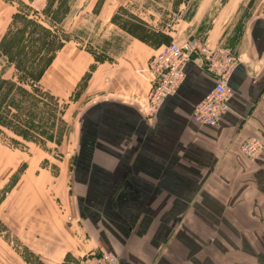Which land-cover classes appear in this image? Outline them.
Returning a JSON list of instances; mask_svg holds the SVG:
<instances>
[{"label":"crops","instance_id":"crops-1","mask_svg":"<svg viewBox=\"0 0 264 264\" xmlns=\"http://www.w3.org/2000/svg\"><path fill=\"white\" fill-rule=\"evenodd\" d=\"M250 27L243 47H217L241 60L226 83L228 110L214 127L191 120L192 108L214 83L202 56L190 58L174 94L148 117L147 63L165 43L128 32L120 55L95 61L82 48L72 49L69 68L62 44L40 77L49 94L63 95L48 76L63 78L70 89L92 66L80 98L106 96L80 113L70 182L57 189L53 220L42 218L47 233L33 236L42 251L27 248L39 264H74L98 246L118 264H264V156L250 162L240 153L247 137L264 132V18ZM20 185L0 202L3 210ZM52 222L50 244L43 240L50 239ZM69 237L75 245L66 244ZM10 248L0 238V264H30Z\"/></svg>","mask_w":264,"mask_h":264},{"label":"rangeland","instance_id":"rangeland-1","mask_svg":"<svg viewBox=\"0 0 264 264\" xmlns=\"http://www.w3.org/2000/svg\"><path fill=\"white\" fill-rule=\"evenodd\" d=\"M45 5L46 0H0V40L12 22L16 26L21 25L18 20L12 21V15L23 11L30 19L52 31L55 29L63 33L66 38L63 44L69 50L63 55L68 57L63 63L65 68L74 65L73 50L76 48L88 52L95 61L120 55L128 32L152 44L171 41L183 44L193 39L211 48L222 46L235 51L243 47L251 23L264 18V0H50L47 15L52 17L50 22H53L49 24L42 13ZM56 6L59 8L53 13ZM21 51L22 57L29 60L36 53L26 48ZM92 68L89 66L70 89L64 85L63 78L54 74L48 76L52 89L58 88L63 94L62 97L53 96L56 101H49L43 96V91H47L43 79L29 81L35 83L33 88L23 85L28 92L22 99L20 123L27 126L25 124L33 121L36 129L32 127L27 131L28 137L33 135L40 144L23 141L2 129L0 145L20 153L11 154L0 147V183L4 182L0 188V202L16 182L20 181L21 189L7 197L5 210L0 207V238L30 264L39 262L28 253L27 248H34L35 245V250L42 251L41 240L36 241L33 236L47 233L42 218L53 220L54 201L59 193L57 189L67 179L70 182V160L76 144L80 113L90 106L91 101L106 96L96 95L92 100L80 98ZM15 76L14 65L0 54V79L15 80ZM30 90L37 94L33 95ZM66 91L67 95H64ZM144 114L148 116L147 103ZM49 137L51 141L44 139ZM8 143H15L19 148L13 149ZM15 165L6 180V174ZM55 226L53 222L48 224L50 239L43 241L53 244L55 240L50 231ZM77 237L82 238L79 232ZM76 242L69 237L66 244L73 246ZM98 249L106 248L94 247L84 254Z\"/></svg>","mask_w":264,"mask_h":264},{"label":"built area","instance_id":"built-area-1","mask_svg":"<svg viewBox=\"0 0 264 264\" xmlns=\"http://www.w3.org/2000/svg\"><path fill=\"white\" fill-rule=\"evenodd\" d=\"M198 56H202L207 70L213 74L214 83L192 108L191 120L202 127H214L218 123L228 110V77L241 57L193 39L183 44L174 41L165 43L149 58L147 68L151 74V85L148 91V116H153L160 104L174 94L184 78L186 63ZM240 153L250 162L264 156V132L258 137H247L240 145ZM77 264H118V260L110 250L98 249L82 255Z\"/></svg>","mask_w":264,"mask_h":264},{"label":"trees","instance_id":"trees-1","mask_svg":"<svg viewBox=\"0 0 264 264\" xmlns=\"http://www.w3.org/2000/svg\"><path fill=\"white\" fill-rule=\"evenodd\" d=\"M49 7L50 0H46V5L42 13L45 15L46 20H49V24H51L53 22H50L52 17L47 15ZM58 8L59 6H56L53 13L56 12ZM12 19V21L18 20L21 22V25L16 26L12 22V25L0 40V54L5 56L7 60L14 65L16 71L15 80L0 79V136L3 133L2 129H5L23 141L38 145L40 143L37 138L33 135L28 137L27 131L32 127L36 129L33 125V121L30 120L25 124L27 126H23L20 123V115L22 112L21 105L23 104L22 99L24 94L28 92L23 85L26 84L31 88L35 86V83L29 81L33 82L34 80L38 82L43 71L51 62L55 52L62 46L66 38L61 31L58 32L55 29L54 31L50 30L37 21L30 19L28 14L23 11H21V14L14 13ZM22 48L31 49L36 52L35 56L30 60L22 57ZM18 72H23L24 74ZM31 92L33 95L37 94L35 91ZM43 94L49 101H56L47 91H43ZM35 107L36 104L33 108ZM44 139L48 141L52 140L51 137ZM8 146L13 149L19 148L15 143H8Z\"/></svg>","mask_w":264,"mask_h":264}]
</instances>
